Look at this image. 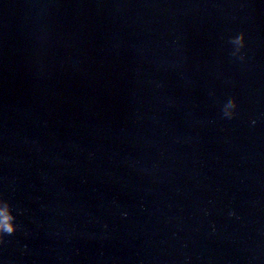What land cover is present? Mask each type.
Listing matches in <instances>:
<instances>
[{
    "label": "water",
    "instance_id": "1",
    "mask_svg": "<svg viewBox=\"0 0 264 264\" xmlns=\"http://www.w3.org/2000/svg\"><path fill=\"white\" fill-rule=\"evenodd\" d=\"M0 194L4 264H264V0H0Z\"/></svg>",
    "mask_w": 264,
    "mask_h": 264
},
{
    "label": "clouds",
    "instance_id": "2",
    "mask_svg": "<svg viewBox=\"0 0 264 264\" xmlns=\"http://www.w3.org/2000/svg\"><path fill=\"white\" fill-rule=\"evenodd\" d=\"M231 45V55L239 60H245V48L248 43L247 33L243 30L231 35L229 38ZM239 101L235 96H232L226 100L222 105V114L225 118L232 119L239 115L238 112ZM256 120H252V124H255ZM234 212H230L229 215H234ZM123 215H127L124 212ZM17 210L14 208L11 200L7 199L3 194H0V243H3L8 235L14 234L18 231L19 225L17 223ZM0 264H4V261L0 260Z\"/></svg>",
    "mask_w": 264,
    "mask_h": 264
}]
</instances>
